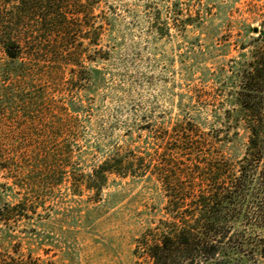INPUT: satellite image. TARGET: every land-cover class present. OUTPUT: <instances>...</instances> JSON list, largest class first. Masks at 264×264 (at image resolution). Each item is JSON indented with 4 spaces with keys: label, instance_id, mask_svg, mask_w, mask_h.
<instances>
[{
    "label": "trees",
    "instance_id": "1",
    "mask_svg": "<svg viewBox=\"0 0 264 264\" xmlns=\"http://www.w3.org/2000/svg\"><path fill=\"white\" fill-rule=\"evenodd\" d=\"M101 1L0 0V118L11 113L6 109L11 103L22 104L23 115L37 108L45 115L49 105L53 114L68 118L55 123L56 135L71 133L73 121L86 118L81 97L105 81L90 51L106 30L107 24L90 22ZM258 7V26H247L238 55L214 74L220 94L214 97L210 132L199 136L184 112L170 126L143 114L137 121L149 125L145 146L132 148L130 127L131 142L96 146L101 159L88 171L69 168L71 194L90 193L94 203L112 176L146 179L161 188L166 205L136 240L137 264H264V1ZM170 14L176 32L196 27L191 18H179L177 3ZM155 28L163 36V27ZM38 80L53 82L62 94L81 96L80 101L58 105L45 102L43 94L27 96ZM19 87L21 92L13 90ZM44 170L38 166L34 173ZM55 170L49 171L54 178L34 177L33 191L16 204L0 206V264H56L22 254L21 237L11 228L44 208L38 196L45 181L60 182L54 180Z\"/></svg>",
    "mask_w": 264,
    "mask_h": 264
},
{
    "label": "rangeland",
    "instance_id": "2",
    "mask_svg": "<svg viewBox=\"0 0 264 264\" xmlns=\"http://www.w3.org/2000/svg\"><path fill=\"white\" fill-rule=\"evenodd\" d=\"M263 1H101L90 18L93 25L107 24L99 45L90 50L105 76L101 86L82 98L64 95L55 83L38 80L26 94H43L45 102L58 105L81 97L87 105L86 118L74 120L76 129L71 133L58 135L53 133L55 123L68 118L65 113L53 114L49 105L44 107L45 115L43 108L23 115L22 104L11 103L6 106L11 113L0 118V206L22 200L33 191L34 177L50 179L51 166L58 167L54 179L60 180L58 185L45 181L39 193L44 208H38L29 221L11 226L21 237L22 254L56 264L140 263L133 250L148 220L165 208L161 188L146 179L112 176L100 202L94 203L90 193L71 194L66 180L69 168L88 171L101 159L96 146L131 142L126 135L130 127L132 148L145 146L149 125L137 121L143 114L157 125L170 126L184 112L199 136L210 132L214 97L220 94L214 74L238 55L247 26H258V4ZM174 3L179 18H191L196 27L175 31L170 14ZM159 15L161 19H156ZM165 20L169 28L163 26ZM155 26L163 27V36ZM13 90L21 92L22 87ZM38 166L45 170L34 173Z\"/></svg>",
    "mask_w": 264,
    "mask_h": 264
}]
</instances>
